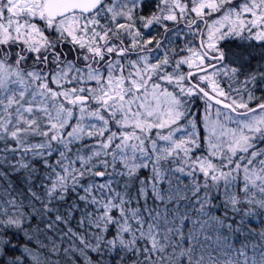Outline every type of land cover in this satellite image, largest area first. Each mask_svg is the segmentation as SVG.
<instances>
[{"label":"snow or ice","instance_id":"obj_1","mask_svg":"<svg viewBox=\"0 0 264 264\" xmlns=\"http://www.w3.org/2000/svg\"><path fill=\"white\" fill-rule=\"evenodd\" d=\"M245 34L264 0H0V264H264Z\"/></svg>","mask_w":264,"mask_h":264},{"label":"flooded vegetation","instance_id":"obj_2","mask_svg":"<svg viewBox=\"0 0 264 264\" xmlns=\"http://www.w3.org/2000/svg\"><path fill=\"white\" fill-rule=\"evenodd\" d=\"M225 47L231 48V49H239L241 47L247 48L248 50L252 51L255 54V59L251 61V64L249 67H252L256 65V63L261 60V49L264 47L260 41H256L254 38L249 40L247 39V34H245L244 37H232L228 40ZM260 92V93H259ZM258 96L264 94V92L257 91L256 95Z\"/></svg>","mask_w":264,"mask_h":264},{"label":"rangeland","instance_id":"obj_3","mask_svg":"<svg viewBox=\"0 0 264 264\" xmlns=\"http://www.w3.org/2000/svg\"><path fill=\"white\" fill-rule=\"evenodd\" d=\"M260 93V92H259ZM259 94H257V96H258ZM37 167H39V164H37L36 165ZM145 175L147 174L146 172L144 173ZM13 180L15 181V183H16V185L18 186V187H22L23 186V184H22V180H21V177H19V176H16V177H13ZM39 184V181L37 180V185ZM75 199V196H70L69 197V203L72 201V200H74ZM81 207H83V204H81ZM91 210V209H90ZM78 215V214H77ZM114 215H115V213H114ZM73 226L75 227V220H73ZM93 255V258H95V255L94 254H92ZM104 259H105V261L107 262L108 260H109V257H104ZM77 264H82V261H77Z\"/></svg>","mask_w":264,"mask_h":264},{"label":"trees","instance_id":"obj_4","mask_svg":"<svg viewBox=\"0 0 264 264\" xmlns=\"http://www.w3.org/2000/svg\"><path fill=\"white\" fill-rule=\"evenodd\" d=\"M216 203L219 204L220 201H216ZM223 212H224V208H219V209H217L216 214H217V215H222ZM258 225H260V226H264V224H262V222H261L260 219L253 218V220H252V226H253V227H257ZM238 241H239V238H237V242H238ZM112 259H113V261H115L116 258L113 257ZM178 264H179V261H178Z\"/></svg>","mask_w":264,"mask_h":264}]
</instances>
